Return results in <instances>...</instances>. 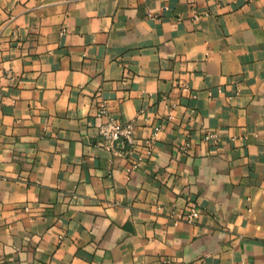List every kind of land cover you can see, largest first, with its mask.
I'll use <instances>...</instances> for the list:
<instances>
[{"label":"crops","instance_id":"0c3cea01","mask_svg":"<svg viewBox=\"0 0 264 264\" xmlns=\"http://www.w3.org/2000/svg\"><path fill=\"white\" fill-rule=\"evenodd\" d=\"M0 264H264V0H0Z\"/></svg>","mask_w":264,"mask_h":264},{"label":"built area","instance_id":"2783aa9c","mask_svg":"<svg viewBox=\"0 0 264 264\" xmlns=\"http://www.w3.org/2000/svg\"><path fill=\"white\" fill-rule=\"evenodd\" d=\"M98 117L101 121L97 129L98 135L101 137V145L103 148L113 151L118 145L132 147L133 146V121L120 122L119 120L108 115L106 106L104 104L100 105L98 111ZM159 125L154 126L153 133L150 135L146 144L144 145L142 151L139 153L138 157L134 161L132 167H136L144 157L151 155L153 144L157 138V134L160 131ZM217 138L216 133L206 132L203 136L205 141H215ZM184 145L183 148H185ZM198 216V212L194 206H189L187 210L180 215V218L187 222L192 223Z\"/></svg>","mask_w":264,"mask_h":264}]
</instances>
